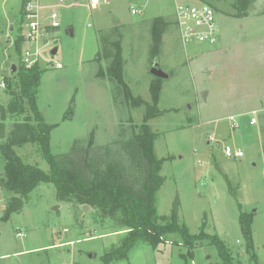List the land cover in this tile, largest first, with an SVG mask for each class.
<instances>
[{"label": "rangeland", "instance_id": "obj_1", "mask_svg": "<svg viewBox=\"0 0 264 264\" xmlns=\"http://www.w3.org/2000/svg\"><path fill=\"white\" fill-rule=\"evenodd\" d=\"M23 2L0 0V105L10 100L5 80L13 79L11 66L21 68L16 43L26 31ZM178 3L218 8L221 33L216 45L184 46L174 24ZM237 3L110 0L93 9L89 0H41L42 6L58 11L61 27L48 37L40 61L37 106L53 127V156L68 154L76 141L93 138L95 146L104 148L120 135L129 138L144 123L147 107L153 106L158 115L148 124L157 134L154 152L165 179L154 198L158 215L170 217L178 200L179 221L191 235L218 236L232 252L233 264H264V0L249 8ZM132 9L140 13L133 15ZM245 12L247 16L239 18ZM157 18L172 25L156 45L152 23ZM69 28L74 36L67 34ZM107 30L122 48L113 71V61L98 60L100 35ZM156 58L169 79L156 81L151 74ZM101 68L104 75H99ZM153 85L159 88L157 104ZM29 108L26 104L13 120L35 124ZM230 116L236 117L238 129L231 128ZM211 136L220 141L219 148L208 145ZM225 145L242 150L244 157L228 158ZM14 151L25 164L50 173L39 142ZM4 167L0 154V179ZM13 197L0 186V264L223 263L209 237L190 253L177 234L157 247L139 243L127 259L108 262L106 253L126 236L111 220L94 209L60 202L52 184L39 185L22 210L7 216ZM243 215L251 219L254 259L247 252Z\"/></svg>", "mask_w": 264, "mask_h": 264}, {"label": "trees", "instance_id": "obj_2", "mask_svg": "<svg viewBox=\"0 0 264 264\" xmlns=\"http://www.w3.org/2000/svg\"><path fill=\"white\" fill-rule=\"evenodd\" d=\"M256 1L238 0L237 4L249 8L248 6ZM214 8L217 11V8ZM246 16L245 12L240 14L239 18ZM170 24L165 18L153 21L152 35L156 45L161 41L163 34L167 33ZM100 41L101 52L98 60L102 61L103 58L113 61V71L118 65L121 42L111 36L110 30L101 33ZM16 46L20 53L21 36ZM103 72L101 68L99 75H104ZM116 74L117 70H114L111 76ZM42 75L43 71L39 65L31 70L18 67L13 79L5 80L10 96L6 105H0V154L5 165L0 186L5 191L26 201L39 185L52 184L56 187L60 202L74 204L76 207L87 206L96 210L100 217L111 220L118 229L117 232H125L126 236L117 249L106 253L105 259L108 262L127 259L130 250L139 243L157 247L166 242V237L177 234L183 244L189 247L190 253L200 245V241L209 237L211 243L219 250L222 264H233L232 252L218 236H207L204 233L191 235L187 227L180 223L178 200L170 217L163 220L158 215L154 198L165 179L160 174L162 161L154 152L157 134L148 124L149 120L158 115L153 106L147 107L144 123L138 130L135 128L129 138L120 135L117 142L104 148L95 146L93 138H89L88 142L76 141L68 154L53 156L50 153L53 127L45 122L37 106ZM152 93L157 104L159 88L153 85ZM26 104L34 114L35 124L31 123L30 119L23 122L13 120H17L24 113ZM11 121L13 123L9 127ZM37 142L41 144L50 166V173L25 164L14 151L16 147ZM232 193L237 196L235 191L232 190ZM241 222L247 240V252L254 259L251 219L243 215Z\"/></svg>", "mask_w": 264, "mask_h": 264}, {"label": "built area", "instance_id": "obj_3", "mask_svg": "<svg viewBox=\"0 0 264 264\" xmlns=\"http://www.w3.org/2000/svg\"><path fill=\"white\" fill-rule=\"evenodd\" d=\"M94 9L102 2L109 4L110 0H89ZM60 4L64 0H59ZM133 15L140 13L139 10L132 9ZM175 21L184 46L191 44H205L214 46L218 43L221 30L216 20L217 11L207 3L198 5H188L178 3L175 6ZM23 22L26 31L21 35L22 49L20 52L21 67L31 70L36 65H40L43 57L44 48L48 45V37L51 33L61 27L59 13L53 9H46L41 4V0H26L22 11ZM1 39V37H0ZM1 88L6 89V83H1ZM253 116L256 113L252 114ZM233 130L239 128L235 116L228 118ZM256 119H251V124L255 125ZM209 143L220 146V141L214 137H209ZM223 153L228 158L241 159L244 152L225 145L222 147ZM67 231V230H65Z\"/></svg>", "mask_w": 264, "mask_h": 264}, {"label": "water", "instance_id": "obj_4", "mask_svg": "<svg viewBox=\"0 0 264 264\" xmlns=\"http://www.w3.org/2000/svg\"><path fill=\"white\" fill-rule=\"evenodd\" d=\"M10 31L13 32L14 31V27L11 26ZM67 34L70 36H74V32L71 28H69L67 30ZM53 54H56V52L53 50ZM18 71V66L16 64H13L11 66L10 69V73L11 75L16 74ZM151 74L156 77L157 79H169L170 75L165 73L161 68H160V64L158 61V58L155 59V62L153 64V67L151 69ZM203 97L205 98V94H203ZM208 145H210V143L208 142ZM216 148H219V145H215ZM25 204V200L20 198V197H13L9 203L8 206V210H7V216H10L12 213L18 212L20 210H22V208L24 207ZM85 210H88L89 207H84ZM58 209V208H57Z\"/></svg>", "mask_w": 264, "mask_h": 264}, {"label": "crops", "instance_id": "obj_5", "mask_svg": "<svg viewBox=\"0 0 264 264\" xmlns=\"http://www.w3.org/2000/svg\"><path fill=\"white\" fill-rule=\"evenodd\" d=\"M45 7V6H44ZM47 10L49 9V7H45Z\"/></svg>", "mask_w": 264, "mask_h": 264}, {"label": "flooded vegetation", "instance_id": "obj_6", "mask_svg": "<svg viewBox=\"0 0 264 264\" xmlns=\"http://www.w3.org/2000/svg\"><path fill=\"white\" fill-rule=\"evenodd\" d=\"M219 11H218V8H217V13H218Z\"/></svg>", "mask_w": 264, "mask_h": 264}]
</instances>
